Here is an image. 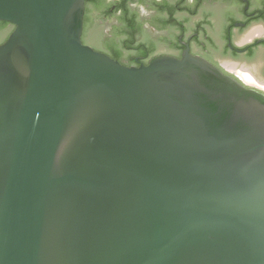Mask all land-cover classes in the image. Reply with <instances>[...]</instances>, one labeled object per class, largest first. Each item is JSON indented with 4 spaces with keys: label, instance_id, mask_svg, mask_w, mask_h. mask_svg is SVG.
<instances>
[{
    "label": "water",
    "instance_id": "obj_1",
    "mask_svg": "<svg viewBox=\"0 0 264 264\" xmlns=\"http://www.w3.org/2000/svg\"><path fill=\"white\" fill-rule=\"evenodd\" d=\"M85 0H0V264H264V94L185 55L124 66Z\"/></svg>",
    "mask_w": 264,
    "mask_h": 264
},
{
    "label": "flooded vegetation",
    "instance_id": "obj_2",
    "mask_svg": "<svg viewBox=\"0 0 264 264\" xmlns=\"http://www.w3.org/2000/svg\"><path fill=\"white\" fill-rule=\"evenodd\" d=\"M82 41L128 67L189 54L264 94V0H85Z\"/></svg>",
    "mask_w": 264,
    "mask_h": 264
}]
</instances>
